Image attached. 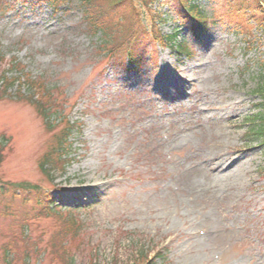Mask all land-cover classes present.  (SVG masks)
I'll use <instances>...</instances> for the list:
<instances>
[{"label":"rangeland","instance_id":"1","mask_svg":"<svg viewBox=\"0 0 264 264\" xmlns=\"http://www.w3.org/2000/svg\"><path fill=\"white\" fill-rule=\"evenodd\" d=\"M0 4V80L15 82H0V180L53 202L44 214L21 191L1 199L3 263L8 242L11 264H264V152L247 136L264 110L259 10L191 0L211 20L190 33L177 0L136 6L192 59L150 45L130 66L102 50L80 0ZM127 23L116 19L115 34ZM67 125L68 163L45 175Z\"/></svg>","mask_w":264,"mask_h":264},{"label":"trees","instance_id":"2","mask_svg":"<svg viewBox=\"0 0 264 264\" xmlns=\"http://www.w3.org/2000/svg\"><path fill=\"white\" fill-rule=\"evenodd\" d=\"M2 1V0H0ZM39 4H47L48 6H58L66 0H35ZM156 0H80V5L85 9V20L91 30L101 35L100 46L102 50L106 52V55L110 57L112 62L122 64L126 62L130 66L139 64L144 58L146 51L151 46L169 47L177 55H188L185 42L183 40H177L176 34L163 35L156 30L154 24L148 29L141 23V16L139 11L136 10V6L146 7L150 2ZM179 3V10L176 11L178 18L187 25L189 30H199L204 27V23L209 17L198 6L190 4L191 0H177ZM245 3L249 5V8L259 10L262 17H264V0H245ZM3 7L0 4V8ZM138 11V12H137ZM232 13V12H231ZM257 14L256 12H254ZM234 14V13H233ZM254 14V15H255ZM258 15V14H257ZM125 19L129 21L127 28L120 33L115 34V29L118 25H115V20ZM264 22V19H263ZM131 24H133L131 26ZM121 29V27H119ZM117 31V30H116ZM117 37V38H115ZM115 40V41H114ZM1 84H6L5 89H10L15 82L7 84L2 78ZM28 89H31L33 83L26 81ZM253 93L262 96L264 94V82L257 89L253 90ZM263 107L262 104L258 105ZM37 108V106H36ZM38 109V108H37ZM46 112H41L43 115L45 124L49 121V118L45 115ZM45 116V117H44ZM250 124L247 129V136L251 143L261 147L264 152V110L258 111L253 118H248ZM72 131V126L67 125L65 128L59 131L57 134V145L55 148H50L44 155L43 160L40 162V170L45 175H49V172L61 164L62 167L68 163L66 159L64 141L68 138ZM4 142L8 139L3 138ZM4 145L0 142V166L3 161ZM11 190V191H10ZM14 192H13V191ZM16 190L22 192L24 201H33L37 208H41L42 213L52 212V200L45 193L37 191L33 185L27 183L20 184H6L0 180V201L5 197L11 195L16 196ZM18 193V192H17ZM8 213L1 212L0 215H9ZM3 253L5 262L0 260V264H11V260H7L10 257V243L3 244ZM27 259V257H26ZM2 261V263H1ZM22 264H29V260L23 261Z\"/></svg>","mask_w":264,"mask_h":264},{"label":"bare ground","instance_id":"3","mask_svg":"<svg viewBox=\"0 0 264 264\" xmlns=\"http://www.w3.org/2000/svg\"><path fill=\"white\" fill-rule=\"evenodd\" d=\"M177 84V83H176ZM210 160L208 161V165H210L211 167L210 168H212L213 167V162H214V160H213V158L214 157H212L211 155H210ZM213 161V162H212ZM215 163V162H214ZM214 167H216V165H214ZM196 175H197V173L196 174H194L193 176H192V178L190 177V180L189 181H193L194 183H197V181L199 180L197 177H196Z\"/></svg>","mask_w":264,"mask_h":264}]
</instances>
